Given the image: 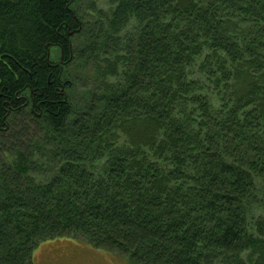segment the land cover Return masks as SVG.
<instances>
[{
  "label": "trees",
  "instance_id": "1",
  "mask_svg": "<svg viewBox=\"0 0 264 264\" xmlns=\"http://www.w3.org/2000/svg\"><path fill=\"white\" fill-rule=\"evenodd\" d=\"M60 238L264 264V0H0V264Z\"/></svg>",
  "mask_w": 264,
  "mask_h": 264
},
{
  "label": "rangeland",
  "instance_id": "2",
  "mask_svg": "<svg viewBox=\"0 0 264 264\" xmlns=\"http://www.w3.org/2000/svg\"><path fill=\"white\" fill-rule=\"evenodd\" d=\"M53 53L56 57L57 49ZM33 258L34 264H131L126 258L73 238L45 241L34 250Z\"/></svg>",
  "mask_w": 264,
  "mask_h": 264
}]
</instances>
